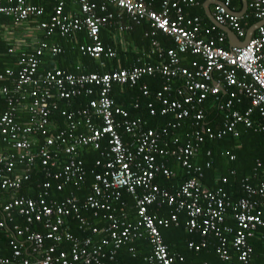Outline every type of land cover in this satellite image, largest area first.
<instances>
[{"label":"built area","instance_id":"2783aa9c","mask_svg":"<svg viewBox=\"0 0 264 264\" xmlns=\"http://www.w3.org/2000/svg\"><path fill=\"white\" fill-rule=\"evenodd\" d=\"M42 1L48 0H0V15L11 21L9 26L3 25L1 31L8 33L12 27L32 28L49 38L54 34L69 37L85 30L91 44L81 45L80 53L94 59L110 58L114 53L100 42V31L118 26L117 19L126 15L132 25H148L145 36L161 33L172 40L174 47L165 51L166 61L158 66L103 74L74 75L55 68L39 73L45 52L57 55L60 49L48 48L33 37L31 43L35 46L31 53L21 54L18 70L0 72V96L5 97L6 102L0 115V191L17 192L36 169L60 180L57 191L67 184L76 187L86 175L78 151L92 148L101 155V159L95 161L99 172L94 174L91 190L82 205L75 197L59 202L50 198L49 184L42 183L38 184L41 191L36 196H18L0 207V229L11 224L18 237L25 235L23 239L10 242V257L0 253V264L14 261L16 264H118L115 260L118 250L143 238L151 247V254L143 264H179L184 262L183 258L170 254L161 229L177 226L180 215L186 217V231L202 239L197 245L188 242L189 249L199 251L206 247L207 239L213 237L217 242L216 253L223 262L253 264L249 239L258 228H264V179L258 177L260 174L244 177L241 181L244 195L231 202L221 186L213 189L203 186L202 167L192 161L205 139H220L228 134L238 136L239 125L264 134V24L257 27L243 47L224 49L220 46L225 40L223 33L215 39L203 40L200 34H211L215 27L204 28L198 17L185 16L182 5L194 6L198 0H159V9L149 0H77L79 11L71 16L64 12L65 0H55L49 18L41 21L39 18L45 11L40 5ZM214 1L215 22L231 29L238 38H244L246 29L242 20L247 17L246 13L238 17L230 8L233 0ZM110 7L115 12H111ZM247 7L257 22L264 20V0H247ZM118 28L129 29L128 25ZM8 52L11 54L14 49L11 47ZM186 53L202 62L193 61L191 70L182 67L179 54ZM156 75L162 79L161 88L155 94L159 108L149 101L147 109L152 116L172 114L176 120L156 129H145L139 117L130 119L127 111L114 105L110 93L114 84H128L138 86L139 92L147 97L150 95L147 85L138 84L144 77ZM178 80L180 85L173 88ZM91 86L98 87V96L90 99L85 109L62 110L61 116L68 121V128L51 133L49 118L57 111V101L49 103L51 92L56 91L59 100L68 101L82 93L91 96ZM224 87L231 90L229 99L219 106L223 125L212 129L205 122L202 104L210 97L218 99ZM240 96L250 102L244 112L233 109L234 102H240ZM19 109L28 112L25 122L17 118ZM95 119L101 121L100 125L94 124ZM185 119L192 121L194 129L189 140L181 142L174 132ZM80 127L87 133L76 134ZM60 153L66 157L63 162L59 161ZM225 154L230 161L235 159L232 154ZM165 157L179 163L188 175L174 190L161 189L155 182L158 174L166 178L173 176L160 161ZM210 165L207 162L205 167ZM259 169L264 175V163L257 161L253 172ZM226 182L227 177L222 178V183ZM123 192L134 202V222L122 220L124 216L122 219L114 217L110 212L100 213L105 204L124 206ZM153 205L167 207L168 215L150 214L148 209ZM87 210L107 226L92 227L83 216ZM14 213L24 218V225L13 223ZM66 218L77 221L80 230H88L91 236H75ZM229 219L233 225L227 224ZM36 224L42 227L43 233L32 231L31 227ZM102 232L105 238L95 241L93 236ZM64 243L70 246L68 252L57 248Z\"/></svg>","mask_w":264,"mask_h":264},{"label":"trees","instance_id":"16d2710c","mask_svg":"<svg viewBox=\"0 0 264 264\" xmlns=\"http://www.w3.org/2000/svg\"><path fill=\"white\" fill-rule=\"evenodd\" d=\"M149 1H151L154 8L158 9L159 2H156L154 0H149ZM234 1L235 3L233 2L230 5V8L234 12H236V10L240 11L241 10L240 0H234ZM53 4H55L54 1L50 2L48 6L46 5L44 7L45 15L44 17H42V20H46V18L50 15L51 5ZM65 6L67 12L70 11L71 9H72L71 11L75 9L73 0H65ZM246 16L247 17H244L242 20L243 24H246L245 29H247L248 27H250L251 25H253L258 21L257 19H254L251 16L250 8H248L246 12ZM10 22L11 21L9 18L0 15V25L2 24L9 26ZM146 29H148L147 25L145 23H142L138 27H134L131 30V32H134L135 30L137 31L136 33H140V37L135 34L136 36H138L135 45L139 44V46L141 47L148 48V42L143 38L144 31ZM99 35H100L99 38L102 40L105 49L111 48V49H115L117 52L116 61L115 60L107 61V59L104 60L106 62V68L100 69L98 62L94 61L89 56L82 55L80 52L77 51V49L71 51H68L69 49H66L68 52L66 51L65 54H61L60 56L51 59L53 60L52 63L49 62L48 60L49 58H45L43 61H41L42 65L40 64L39 66L40 69L39 73L52 70L54 68H61V71H63L62 69H65V70H69L70 72L76 73L77 71L75 67L77 65L79 66L81 65L85 69L86 73L99 74V73H105L106 71H113V69L128 68L129 65L132 63H135L136 65L139 66L147 64L145 62L142 63V61L137 63L138 56H136L134 50L131 49L129 45L128 48L121 47L120 46L121 43L117 42L116 39L113 38V36L110 37L108 32L102 31ZM3 37H4L3 33L0 32V72L4 73L7 69L17 71V66H16L17 60H19V57L21 56L19 52L20 49L19 47H16V49L13 48L14 52L10 54L7 51L8 45H6V43L3 42L2 40ZM77 38L79 39V43H84L82 45L90 43L87 36L82 32L78 33ZM124 40L126 41V38ZM66 42L67 41L63 42V40H60V46L64 48H68V44H67L68 42L67 43ZM163 46L169 48L168 43L163 42ZM79 47L80 45L78 46V49ZM224 47L225 49H228L227 45H225ZM145 82L146 84H148L151 92V94L147 97L139 93V91L136 88L138 86L129 87L128 84L127 85L125 84L123 86L114 85L112 91V98H114L118 106H121L123 109H126V111H128L130 117L132 118L139 117L145 123L144 125L145 129H153V128L156 129L160 126L166 125L170 121H175L176 119L172 114L166 116H160L159 113H157L154 116L150 115L146 104L150 100L155 101L154 103L155 105L157 104L155 100V94L157 91L160 90L162 79L159 76L156 78H147V79H143L141 82H139V84L141 85L142 83ZM219 97L221 101H223L226 99L227 96L221 93ZM71 99H74L72 101L74 106H77L79 104L81 105L82 103L84 104L88 101V99L87 100L77 99V97ZM51 101L54 102L57 101V111L51 114L49 118L50 132L55 133L57 132V130H60L62 126L66 125L64 118H62L61 116V111L62 110L68 111L69 108L71 110V106H69L67 102H65L64 100H59L57 98L56 91L51 92V99L49 103ZM68 101H70V99ZM134 101L136 102L134 103ZM220 103L221 102H218V104L216 105H210V99H207L205 103L202 104V109L204 111V116H205V122L209 126H211L212 129L213 128L215 129L217 127L222 128L223 125V113L219 109ZM135 104H138L137 108L134 107ZM204 105H206L205 108ZM5 106H6L5 97L0 96V115L3 113ZM249 106H250L249 100L245 97H242L241 102L234 104L233 109L239 112H244ZM72 108H76V107H72ZM16 114L17 116H19L21 120H26L28 116L27 111L25 110L20 111V109L19 111H17ZM191 122L192 121L189 119L181 120L180 129L175 131V135L178 136L181 142H185L189 140L190 134H192L194 129ZM239 127L240 129L238 128V136L228 134L230 136H226V137L224 136L220 139H215V140L205 139L204 142L200 145V149L198 151L196 158L192 161L193 164L202 167V172L204 176L203 179L201 180V183L203 184V186L209 189H213L215 187L221 186L223 190L228 194V197L233 202L240 200L241 197L244 195L241 185V181L244 177L253 176L254 174L255 175L260 174L261 176L258 177L259 178L262 177L264 179V175L262 174V171L260 169L257 172H253V168L255 167L257 161L264 163V134L262 132L261 133L254 132L252 129L245 128L242 125H239ZM80 129H82V127H80L79 130ZM79 130H76L75 133L78 134ZM91 149L92 148H90L87 151V153H85V155H82L83 167L86 171V175L84 176V180L76 187L71 184H67L63 187L61 191H57L56 186L57 184H59L60 180H56L54 177H47L45 176V173L43 171L36 169L35 170L36 172L30 173L28 181L24 182L17 192L0 191V207L3 204L9 202L12 198L18 196H26V197L36 196L38 191L39 190L41 191V188H37L38 184H42V183L49 184L48 194L50 198L59 202L70 197H75L79 201L78 202L79 205H82L85 198L89 195V191L91 190L90 189L91 185L94 182V174L99 172L98 168L97 169L95 168L96 169L95 171H93V168H94V161H96L98 158L101 159L100 151H95V150L92 151ZM226 152L233 154L235 160L229 161L228 156L225 154ZM208 153H210V155ZM222 153L223 156L221 155ZM64 156H65L64 154H62V156L61 155L59 156L60 162L61 160L66 158ZM160 161H162L165 168L169 169L173 173V176L166 178L165 176H163V174H158V176L155 179L156 184L161 189L164 190L166 189L174 190L179 188V186L184 182V180L188 178V175L185 173L184 169L179 165V163H177L173 159H168L165 157ZM207 162L211 163L209 168L205 167V164ZM231 171L234 172V175H230ZM222 176L227 177L226 184H222L220 181H217ZM121 201L125 203L124 206L121 207L120 203L105 204L104 209L103 210L100 209L102 210L100 213L110 212L109 214H112L114 217L121 218L122 216H124L125 218L124 219L121 218L122 220L134 222L136 220V209L134 206V202L132 201V198L128 194L123 192ZM121 208L123 209L124 213L123 211L121 212L120 210ZM148 211L150 214L166 216L168 215L169 209H167V207L165 206L159 207L157 205H153L149 207ZM91 214L92 211L87 210L83 212V216L85 215L84 217L88 218V220L90 221L93 227L96 226L98 228H101L104 225V221H102L99 218H93ZM69 218H66V222L69 226L71 233H73L75 236H80L81 238L90 235L88 230H86L85 232L80 230V225L78 224L77 221H75L74 219L70 220ZM13 223H17L18 225L22 226L25 223L24 218L14 213ZM185 223H186V217L184 215H180L177 226L171 225L167 229H161L163 241L168 247V251L170 252V254L173 256H181L184 261L182 263L184 264H226L221 260L220 255L216 253L217 242L213 237H210L208 239L206 247L202 248L200 251L196 252L194 250L189 249L187 246L188 241L199 243L201 241V238L197 234H188L186 232ZM227 224H231V221H228ZM31 229L32 231L43 233L42 227L38 224L32 226ZM24 237L25 235H23L22 238L18 237L16 235V232L13 231L12 229V225L7 224L5 228L0 229V253L3 256L10 257L12 255L10 242L13 239L20 240L23 239ZM227 237L229 240L230 236L228 235ZM146 241L142 240V242L146 244L145 245L143 243L144 244L143 246L148 247L145 250H146V255L149 256L151 254V249L149 250L150 246ZM249 243L252 248L251 260L253 264H264V228H258L253 238L249 239ZM46 244H49V242H46ZM69 247H70L69 244L64 243L59 245L57 248L60 251L64 250L68 252ZM143 254L131 258L130 256L126 257L127 254H121L119 252V254L116 255L117 256L116 261L118 260V262H124V264L125 263L141 264L143 259L142 256H144ZM182 263L180 262L179 264ZM12 264H16V261H14Z\"/></svg>","mask_w":264,"mask_h":264},{"label":"crops","instance_id":"0c3cea01","mask_svg":"<svg viewBox=\"0 0 264 264\" xmlns=\"http://www.w3.org/2000/svg\"><path fill=\"white\" fill-rule=\"evenodd\" d=\"M54 1V3H55V0H48V1H42L41 3H40V5H42V6H48V4L50 3V2H53ZM74 1V5H75V9L73 10V11H75V12H73V11H68L67 12V9H66V6H65V8H64V12L66 13V15H74V14H77L78 13V11H79V6H78V3H77V0H73ZM154 1H156V2H159L158 0H154ZM233 2L235 3V1L233 0ZM240 2H241V10L239 11V10H236V12L235 13H239V12H241L242 11V8H243V5H242V1L240 0ZM215 5H216V3H215V1L214 0H198V4H196V5H194V6H183L182 5V9H183V11H184V14H185V16L187 17V18H192V17H198L199 19H200V21H201V26L202 27H204V28H209L210 30H212V27H215V30H212V32H211V34H200V38H202L203 40H208V39H215L216 37H217V35L218 34H220V33H223L224 35H225V40L223 41V43L220 45L222 48L225 46V45H227V48H229L230 47V44H231V42L229 41V39H228V36H227V33H225V31H223V30H221V29H219L216 25H214L213 23H212V21H211V19L209 18L211 15V17H213V14H214V11H215ZM54 6V4L53 5H51V9H50V14H51V12H52V7ZM234 6V5H233ZM45 9V8H44ZM158 9H159V6H158ZM66 10V11H65ZM234 10H235V8H234ZM247 10H248V7H247V9H246V11H245V13L247 12ZM110 11L111 12H115V10L113 9V8H111L110 7ZM234 12V11H233ZM251 14V13H250ZM44 15H45V11H44ZM44 15L42 16V17H44ZM50 16V15H49ZM49 16L46 18V20L49 18ZM42 17H40L39 18V20H41V21H45V20H42ZM214 18V17H213ZM207 20V21H206ZM117 22H118V26H126V25H128V27H129V29L127 30V31H122V30H120L119 28H118V26L117 25H115V26H110V27H107V28H105V29H102L101 30V32L102 31H104V32H108L109 33V36L110 37H112L113 36V38H115L116 39V41L117 42H120L121 44H120V46L121 47H124V48H128V45L130 46V48L131 49H133L134 50V52H135V54H136V56H138L137 58H138V62L137 63H139L140 61H142V63H147L146 65H141V66H148V65H151V66H158V65H160L161 63H162V61H166V55H165V51L167 50V48L168 47H164L163 46V42H165V43H168L169 44V48L168 49H171V48H173L174 47V44H173V42H172V40L168 37V38H166L167 36L166 35H162L161 33H157L154 37H151V36H145V35H143V38L148 42V48L147 47H141V46H139V44H137V45H135V43H136V41H137V37L139 36L140 37V33H136L137 31H135L134 30V32H131V30L134 28V27H138L139 25H132L130 22H129V18L126 16V15H122L119 19H117ZM257 23V22H256ZM146 24V23H145ZM255 24V23H254ZM147 25V24H146ZM244 25V27L246 28V24H243ZM2 24L0 25V32H2L1 31V28H2ZM252 26V25H251ZM250 26V27H251ZM147 27H148V25H147ZM250 27H248L247 29H246V31L250 28ZM148 29H146L145 31H144V33L147 31ZM203 30V29H202ZM20 31H23V35L22 36H19L18 35V32H20ZM80 32H82L83 34H85L86 36H87V34H86V31L85 30H81V31H78L77 33H73L72 35H70L69 37H61V36H59L58 34H54V35H52V36H50L49 38H47V37H43L41 34H39V33H37V32H35V31H33V29L31 28V29H27V28H25V27H12V29H11V31L10 32H8V33H3V42H5L6 43V45H8L7 47V51H8V49L9 48H14V49H16V47H19V49H20V54H29V53H31V50H32V48L35 46V45H33L32 43H31V41H32V38L33 37H35V38H38V39H40L41 41H43L45 44H46V46L48 47V48H51V47H57L58 49H60V54H57V55H52L50 52H48V51H46L45 52V54L41 57V60H40V64L42 65V63H41V61H43L45 58H49L48 60H49V62H53V60H51V59H54V58H56V57H58V56H60L61 54H65L66 53V49H69L68 51H71V50H75V49H77V51L79 52V49H78V46L79 45H82V44H84V43H79V39L77 38V35H78V33H80ZM100 32V33H101ZM15 33H17V36H15ZM138 35V36H136V35ZM99 37H100V35H99ZM88 38V37H87ZM126 38V41L124 40ZM142 38V39H143ZM127 39H129V40H127ZM240 39V38H239ZM243 39V38H242ZM60 40H63V42L64 41H67L66 43L68 44V48H64V47H61L60 46ZM89 42L90 43H88V44H91V41L89 40ZM100 42L102 43V45L104 46V44H103V42H102V40L100 39ZM88 44H85V45H88ZM234 44H236V42H234ZM33 45V46H32ZM147 48V49H146ZM109 50H111L113 53H114V56L113 57H110V58H105V57H102V58H100V59H94V58H91V59H93L94 61H96V62H98L99 63V67H100V69L101 68H106V62L104 61V60H106L107 59V61H113V60H115L116 61V59H117V52H116V50L115 49H111V48H108ZM108 49H106V50H108ZM224 49H225V47H224ZM147 50H148V52H147ZM67 51V52H68ZM139 53H140V56H139ZM84 56H86V55H84ZM179 60H180V65L182 66V67H186V68H188V69H190L191 70V63L193 62V61H200V62H202L201 61V59H199V58H197L196 56H193V55H190L189 53H186V54H179ZM105 62V63H104ZM17 70H18V68H19V66H18V60H17ZM141 66H139V65H136L135 63H132V64H130L129 65V67L128 68H119V67H117V68H119V69H113V71H117V70H122V69H126V70H129V69H132V68H134V67H141ZM61 69V68H60ZM75 69H76V73H74V72H70L69 70H65V69H62L64 72H66V73H69V74H74V75H80V74H90V73H86L85 72V69L80 65H77L76 67H75ZM107 72H112V71H106L105 73H107ZM96 74H98V73H96ZM99 74H103V73H99ZM159 75H156V76H154V77H144L143 79H147V78H156V77H158ZM160 77V76H159ZM161 78V77H160ZM142 79V80H143ZM217 79V78H216ZM141 82V81H140ZM180 83H181V81H177L176 83H175V85H174V87L173 88H175V87H177L178 85H180ZM142 84H145V85H147V87H148V89H149V91H150V88H149V86H148V84H146V82L145 83H142ZM114 85H118V84H114ZM114 85H113V87H114ZM127 85V84H126ZM140 85V84H139ZM118 86H123V85H118ZM113 87H112V90H111V93H110V96H111V98H112V91H113ZM129 87H134V86H130L129 85ZM92 91H93V93H92V95L91 96H89V95H87V94H85V93H82L80 96H78L77 97V99H84V100H87L88 99V101L86 102V103H82L81 105L79 104V105H77V106H74L73 105V103H72V101L74 100V99H70V101H65V102H67V104L69 105V106H71V110H70V108L68 109V111H70V112H74V111H77L78 109H85L86 107H88V103H89V101H90V99H95L97 96H98V91H99V89H98V87H96V86H91V87H89ZM137 88V90H138V87H136ZM160 88H161V85H160ZM224 93L223 94H225L227 97H226V99L225 100H223V101H221V99H220V97L218 98V99H215L214 97H210L209 99H210V105H216V104H218V102H224V101H227L228 99H229V91L231 90L230 88H228V87H224ZM139 91V90H138ZM140 93V92H139ZM150 94H151V92H150ZM173 96V95H172ZM242 97H244V96H240V102H241V99H242ZM246 98V97H245ZM112 100H113V102H114V105L116 106V107H119V108H122L121 106H118L117 104H116V102H115V100H114V98H112ZM151 101V100H150ZM136 101H134V103H135ZM138 102V101H137ZM154 103H155V101H153ZM239 102V103H240ZM205 103V102H204ZM237 102H234V104H236ZM209 105V106H210ZM156 107H158L159 106V103H157L156 105H155ZM205 106L206 105H204V108H205ZM72 107H76V108H72ZM207 108H208V106H207ZM123 109V108H122ZM125 111H126V109H124ZM205 110V109H204ZM128 112V111H127ZM59 116V115H58ZM61 117V116H60ZM129 117H130V115H129ZM63 118V117H62ZM136 117H134V118H132V117H130V119H135ZM18 120L20 121V122H25L26 120H21L20 118H19V116H18ZM64 120H65V122H66V125H64V126H62L60 129L61 130H66L67 128H68V121L64 118ZM94 124L95 125H100V123H101V121L100 120H98V119H95L94 121ZM144 125H145V123L143 124V128H144ZM239 129H240V127H239ZM79 133H87L86 132V130L85 129H80L79 130ZM174 135H175V132H174ZM176 136V135H175ZM226 136H230V135H226ZM225 136V137H226ZM176 137H178V136H176ZM124 138V140L126 141V137L124 136L123 137ZM90 149V148H89ZM88 148H84V149H81V150H79L78 151V158L79 159H81L82 160V155H85V153H87V151L89 150ZM92 151H94L93 149H91ZM62 154H64V153H60V155L62 156ZM222 156H223V153L221 154ZM233 155V154H232ZM226 156V155H225ZM65 157V156H64ZM98 159H100V158H98ZM229 159V158H228ZM66 160V158L65 159H63V160H61L62 162L63 161H65ZM235 160V159H234ZM233 160V161H234ZM230 161V160H229ZM83 162V161H82ZM96 167H95V161H94V168H93V171H95L96 169H95ZM177 172V171H176ZM176 172H175V174H176ZM176 177V176H175ZM223 177V176H222ZM219 180V179H218ZM217 180V181H218ZM93 213V212H92ZM92 215V214H91ZM92 222H94V221H92ZM93 239L95 240V241H97L98 240V237H96V236H93ZM142 240H144V241H146L147 239H140V240H134V241H132V242H130V243H128V244H126V245H124L123 247H121V249L118 251V253H117V255L119 254V252L121 253V254H127L126 255V257H131V258H134L135 256H139V255H142L143 253H145V254H143L144 256H142L143 257V259H142V262H141V264H143L144 262H145V259L148 257V255H146V248H148V247H146V246H143L145 243L144 242H142ZM139 242V243H138ZM146 242H148V241H146ZM189 242V241H188ZM187 242V243H188ZM144 243V244H143ZM148 244H149V242H148ZM146 245V244H145ZM143 246V247H142ZM149 246H150V244H149ZM137 247V248H136ZM151 249V247H149V250ZM117 257V256H116ZM117 263L118 264H124V262H118V260H117ZM125 264H127V263H125ZM182 264H184V263H182Z\"/></svg>","mask_w":264,"mask_h":264},{"label":"water","instance_id":"95a60500","mask_svg":"<svg viewBox=\"0 0 264 264\" xmlns=\"http://www.w3.org/2000/svg\"><path fill=\"white\" fill-rule=\"evenodd\" d=\"M241 1H242L243 8H242V11L241 12L236 13V15L238 17H242L244 15L246 9H247V0H241ZM211 16L209 18L211 19L212 23L214 25H216L219 29H221V30L225 31V33H227L228 39L231 42L230 47H243L252 38V36L254 34V31L257 29V27H259L260 25L264 24V20L263 21H259V22L255 23V24H253L246 31V34H245L244 38L243 39H239L234 34V32L231 29H229L228 27H225V26L218 25L215 22L214 18L211 17ZM234 42H236V44H234Z\"/></svg>","mask_w":264,"mask_h":264},{"label":"bare ground","instance_id":"6f19581e","mask_svg":"<svg viewBox=\"0 0 264 264\" xmlns=\"http://www.w3.org/2000/svg\"><path fill=\"white\" fill-rule=\"evenodd\" d=\"M80 46H81V45H80ZM79 52H80V51H79ZM55 69H59V70H61L60 68H55ZM63 72H64V71H63ZM65 73H66V72H65ZM67 74H69V73H67ZM222 178H224V177H220L219 180H218V181H220L221 183H222ZM226 183H227V182H226ZM226 183H225V184H226ZM222 184H223V183H222ZM227 196H228V194H227ZM229 200L231 201L230 198H229ZM231 202H233V201H231ZM235 202H236V201H235ZM228 221H231V224H230V225H233V224H234L233 221H232L231 219H229ZM228 221H227V223H228ZM91 226H92V225H91ZM106 226H107V223L104 222V225H103L101 228H104V227H106ZM92 227H93V226H92ZM4 228H5V227H4ZM101 228H99V229H101ZM186 232H187V231H186ZM89 233H90V232H89ZM187 233H188V232H187ZM188 234H190V233H188ZM193 234H196V233H193ZM197 235H198V234H197ZM90 236H91V234H90ZM95 236L98 237V239H102V238H105L106 235H105V233L102 232L101 234H99V235H95ZM199 237H200V236H199ZM200 238H201V237H200ZM209 238H210V237H209ZM209 238H208V239H209ZM208 239H207V242H208ZM15 240H16V239H15ZM201 241H202V239H201ZM201 241H200V242H201ZM191 242H193V241H191ZM200 242H199V243H200ZM193 243H195V242H193ZM199 243H195V244L197 245V244H199ZM122 247H123V246H122ZM120 249H121V248H120ZM120 249H119V250H120ZM119 250H118V251H119ZM192 250L196 251L194 248H193ZM200 250H201V249H200ZM200 250H199V251H200ZM196 252H198V251H196ZM115 260H116V259H115ZM116 262H117V261H116Z\"/></svg>","mask_w":264,"mask_h":264},{"label":"rangeland","instance_id":"374dc122","mask_svg":"<svg viewBox=\"0 0 264 264\" xmlns=\"http://www.w3.org/2000/svg\"><path fill=\"white\" fill-rule=\"evenodd\" d=\"M21 34L23 35V31L18 32L19 36H22ZM15 36H17V33H15Z\"/></svg>","mask_w":264,"mask_h":264}]
</instances>
